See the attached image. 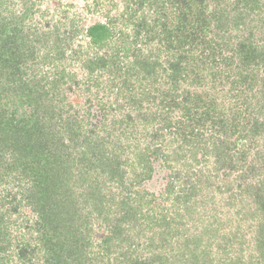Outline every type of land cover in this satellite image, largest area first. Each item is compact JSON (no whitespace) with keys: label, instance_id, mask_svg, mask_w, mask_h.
I'll return each instance as SVG.
<instances>
[{"label":"trees","instance_id":"16d2710c","mask_svg":"<svg viewBox=\"0 0 264 264\" xmlns=\"http://www.w3.org/2000/svg\"><path fill=\"white\" fill-rule=\"evenodd\" d=\"M70 8L62 0L55 8L40 0H24L21 8L14 0H0V174L18 171L30 178L18 198L16 192L1 196L0 191V264H103L104 259L155 264L158 255L143 259L135 246L114 244L124 233L117 222L100 241L82 236L85 222L76 221L81 208H75L52 172L68 165L69 149L84 150V144L88 151L81 154H94V165L110 160L97 124L83 125L79 111L63 116L64 107L57 109L63 128L52 122L54 106L49 104L59 88L66 93L80 87L75 73L67 71L76 64L85 75L83 93L96 88L95 100L86 103L96 101L100 120L118 111L123 118L113 119L117 125L131 121L134 112L140 119L155 108L152 114L163 118L164 133L154 137L176 144L175 161L184 165V152L193 151L201 160L212 158L215 173L256 178L264 172V0H93L77 19L69 16ZM41 65L49 67L46 75L36 71ZM27 69H32L29 76ZM144 102L152 106L143 109ZM146 156L135 165H146ZM189 171H172L171 178L185 175L177 197L185 199L183 210L191 216L213 197H202L211 177L197 179ZM58 194L67 199L58 200ZM238 194H230L227 202L240 195L255 197L256 210L264 214V179L246 184ZM262 231L257 249L264 245ZM195 240L191 235L184 243ZM207 251L200 264H212ZM229 264L248 263L234 253Z\"/></svg>","mask_w":264,"mask_h":264},{"label":"rangeland","instance_id":"374dc122","mask_svg":"<svg viewBox=\"0 0 264 264\" xmlns=\"http://www.w3.org/2000/svg\"><path fill=\"white\" fill-rule=\"evenodd\" d=\"M40 1L43 6L55 8L58 0ZM92 1L62 0V3L71 5L68 14L71 18L77 19L80 12L85 14L84 5ZM14 2L21 8L24 0H14ZM105 10L115 11L108 7ZM120 10L118 7L117 13ZM72 65L74 66L70 65L67 71L74 72L76 81H81V85L71 88L69 86L71 83L68 84L71 91H74L73 93L71 91L64 93L66 88L61 90L59 88L57 99L49 104L54 106L51 108L54 114L50 115L53 116L52 122L60 123L63 128L65 127L63 121L59 120L61 116L59 113L57 115V109L66 107V112L62 113L63 116L74 115L79 111L85 116L83 125L90 128L97 124V131L105 141L106 154L110 160L109 165H94L96 163L94 154L88 152L85 157L81 154L88 147L84 144V150L79 146L72 150L69 149L67 152L71 154L68 165H60L62 170H57V173L52 172L53 176L65 185L63 188L67 189V193L63 191L62 193L66 196L70 194L71 202L76 204L75 208H81V211L78 210L81 217L76 221L79 224L85 222L82 228V231L86 230L82 234L85 240L94 242L98 239L100 241L108 235V231L117 222L124 233L121 241H115L114 244L118 243L123 248L129 246L134 248L135 246L137 253L143 259L158 255L161 259H158L155 264H189V258L198 260L200 264L204 257L203 252L207 250L208 257L213 259L212 264H221L224 261L225 264H229L234 253L239 254L245 263L255 264L261 258L260 264H264V245L261 249L256 248L258 243L256 240L261 236L260 231L264 230V214L256 210L257 206L254 201H257V198L248 199L240 195V190L246 184L258 183L264 179V172L256 178L248 179L238 178L236 173L230 176L223 175L222 172L215 173L213 171L216 167L212 158L201 160V155H198L200 153L195 154L193 151L189 153L188 150L184 152L186 159L184 165L183 162L175 161L171 154L176 144L168 146L163 136L154 137L163 135L164 131H161L163 118L153 115L155 108L152 107L151 114L146 113V117L137 119V113L134 112L131 121L124 119L127 121L117 125L113 124V119L122 117L118 111H112L116 114L114 117L109 116L100 120L102 117H100L96 101L86 103L88 98L95 100L93 95L96 93V88L89 93H83L84 84L82 82L85 75L79 71L76 64ZM35 69L39 76H43L46 75L49 67L41 65ZM30 70H26V75L29 76ZM62 94L65 95V99H62ZM148 101L151 102V99L148 98ZM68 105L72 107L67 108ZM149 106L152 104L149 105L147 102L142 104L143 109H149ZM25 108L24 106L22 110ZM26 113L30 115L32 111L27 108ZM173 115L174 113L170 117ZM40 117L45 118L42 111ZM261 142H264V137L260 144ZM145 153L147 155L146 165H135L138 158L145 160ZM193 154L196 155L195 160ZM166 155L171 158L166 160ZM111 157L114 159V164L111 163ZM114 165H118L119 169L115 170ZM185 168L190 169L189 175H197L194 178L211 177L209 181L211 184L202 190L207 195L206 197L202 195V197L207 200L212 196L213 199L205 208L196 207L192 210L191 216L183 210L186 204L185 199L177 197L178 194L183 193L181 184L185 182L186 177L182 173L186 174V170L182 171L180 178L176 175L171 178L172 171ZM0 175L1 196L5 191H9L10 195L16 192L18 198L21 194L20 190L23 187L27 189L29 186V176L22 175L18 171H6ZM217 187H220V190ZM230 194L240 196L228 203L226 199ZM65 195L58 194V200L65 201L67 199ZM130 199H132L131 202ZM27 212L28 210L24 209V213ZM162 219L164 221H161L160 225L158 221L155 222ZM262 232L264 236V231ZM161 233H164V242L160 241ZM191 235H194L196 240L184 243L185 239L190 238ZM94 246L92 251L96 253ZM183 247L187 249L183 251ZM194 259L192 260L195 262ZM104 262L115 264L114 261L106 259L103 264Z\"/></svg>","mask_w":264,"mask_h":264}]
</instances>
